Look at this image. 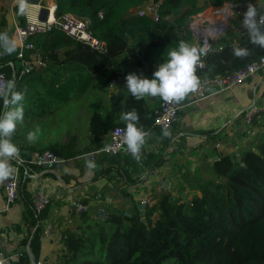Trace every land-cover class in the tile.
Wrapping results in <instances>:
<instances>
[{
  "label": "trees",
  "instance_id": "16d2710c",
  "mask_svg": "<svg viewBox=\"0 0 264 264\" xmlns=\"http://www.w3.org/2000/svg\"><path fill=\"white\" fill-rule=\"evenodd\" d=\"M147 1L56 0L57 18L69 12L88 18L93 33L108 43V51L100 53L56 29L33 40L47 66L21 74L17 47L16 52L2 56L0 71L8 81L13 80L16 90L24 92L23 102L39 99L43 108L39 115L53 103L71 99L74 92L82 95L90 89L106 94L111 105L102 119L103 133L117 125L125 126L121 113L135 109L137 126L161 135L154 117L162 99L159 97L155 106L146 97L135 100L125 86L126 75L150 71L167 58V50L179 40L193 45L195 34L190 21L194 15L211 6L244 0H151L157 4L158 18L152 12L137 13ZM17 11L20 23H24V5L19 4ZM100 11L104 12L102 17ZM6 26L5 13H0V32L10 36ZM213 45L204 66L196 67L203 81L264 56V48L249 43L245 31L220 36ZM234 46L248 48V55L234 56ZM47 148L59 151L65 159L71 157L65 145ZM214 153L217 157L209 169L210 176L190 185L194 191L175 195L161 189L151 203H145L144 214L135 199L129 214L125 209L102 205L79 214L73 211L74 223L61 230L55 264H264V134L253 149L239 155L240 160L234 153ZM85 156L95 163L92 181L111 169L103 167L105 155L94 160ZM153 157L151 170L166 160L162 154ZM12 163L16 161L12 159ZM18 165L19 196L28 229L19 262L33 264L42 255L40 222L45 210H35L33 193L28 189L30 171L26 164ZM123 174L132 180L128 172ZM100 208L106 217L98 215Z\"/></svg>",
  "mask_w": 264,
  "mask_h": 264
},
{
  "label": "crops",
  "instance_id": "0c3cea01",
  "mask_svg": "<svg viewBox=\"0 0 264 264\" xmlns=\"http://www.w3.org/2000/svg\"><path fill=\"white\" fill-rule=\"evenodd\" d=\"M43 1L47 5L56 3V0ZM19 4L25 7L26 20L37 17L39 10V5L35 3L0 0V13H5L6 29L14 39L15 27L20 23L17 11ZM239 4L241 5H238L237 11L238 6L234 7L230 2L208 7L201 12L199 18L193 20L191 27L195 34L193 45L199 47V37L202 33L213 35L215 41L220 36L244 32L240 20L247 5L241 2ZM226 7L229 9L224 11ZM26 52L29 56L19 59L18 67L24 68L31 64L32 68L29 70L31 71L47 66V60L42 58L35 45ZM38 56L44 61L42 64L37 62ZM156 66L157 64L141 75L151 77ZM91 91L86 90V99L85 93L79 95L74 92L71 99L53 103L51 108H46L41 115L38 114L43 110L39 99L23 102V121L17 125L11 137L19 149L18 156L24 158V161L19 163L26 164L27 171H30L28 189L33 193V197L38 190L51 197V203L45 209L40 226L42 230L47 224L54 227L51 236L41 235V257H47L52 261H56L61 247V230L74 223L72 208L75 200L86 199L87 202H84L88 204V209L102 205L129 212L128 210L133 208L132 199L140 203L144 200L151 203L155 192L160 188L170 192L177 184L181 192L184 190L182 194L190 193L194 191L190 185L205 177L203 173H207V177L210 176L209 169L213 159L217 157L214 152L234 153L239 157L243 151L253 149L259 136L264 134V111L251 123L246 124L242 121L245 111L252 104H264L263 66L243 83L230 89L219 91L211 84L208 92L200 97L193 96L190 92L186 97H190L192 102L182 104L178 119L167 131V135H164V132L161 135L150 133L141 147L139 160L126 152L116 156L105 155L103 167L111 169L104 176L92 181L95 171L86 167L85 154L106 142L109 132L103 133L101 124L105 112L111 105L109 99H89L87 95ZM145 97L152 106L160 102L159 97ZM77 99L82 105L75 116H78V123L85 122L86 130L74 132L72 122L65 131L57 134V129L53 130L52 127L64 122V115L60 116L59 113L63 112L67 102ZM36 128H39L37 140L28 141L26 138L28 131ZM63 145L70 153H82L81 157L75 159L70 157L66 159L63 167L55 168L33 167V164L27 162L31 157L51 150L47 148L49 146L61 148ZM53 152L61 155L59 151ZM154 154H162L166 160L158 168L151 170ZM9 163L13 167L12 159ZM124 171L131 175L134 182L127 180ZM7 178L0 179V259L10 258L13 264H20V252L25 245L23 242L27 238L28 229L24 222V205L20 196L17 202L8 205L6 203L4 185ZM166 179L169 183L167 188H164L163 183Z\"/></svg>",
  "mask_w": 264,
  "mask_h": 264
},
{
  "label": "built area",
  "instance_id": "2783aa9c",
  "mask_svg": "<svg viewBox=\"0 0 264 264\" xmlns=\"http://www.w3.org/2000/svg\"><path fill=\"white\" fill-rule=\"evenodd\" d=\"M39 1L40 6H47L49 8V15L46 20H39L37 17L33 19H28L24 23H19L16 25L14 30V37L18 44L17 57L19 59H25L26 51L34 47V38L41 36L46 33H51L54 30H59L66 36L80 41L84 44L89 45L92 49L100 52L106 53L108 51V43L96 36L91 27L90 20L88 18L79 17L73 13H65L60 17H56L55 12L57 10V4H45L43 0ZM157 4L152 3L149 6L139 7L137 13L140 15L152 12L155 14V18H158L156 12ZM103 11L99 12V16L102 17ZM199 46L206 45V54L200 58L199 68L204 66L205 56L211 52L214 48V37L213 35H207L202 33L200 35ZM3 54H0V62L2 60ZM37 62L42 64L44 61L40 56L37 57ZM264 66V56L251 61L238 69L217 75L213 79L208 81L200 80V84L197 89L192 91L193 96H200L210 89V85L214 84L219 91H224L234 87L237 84L243 83L250 75L257 72ZM32 68V65L25 66L21 70V74L28 72ZM8 81L7 76L4 71H0V88H2ZM198 96V97H200ZM182 104L179 101H161L160 106L155 110L154 125L162 132L168 131L175 121L178 119ZM262 111H264V104H252L244 113L242 121L246 124L251 123L253 119L258 116ZM125 126L117 125L113 127L109 133L106 142L100 144L97 148L86 153L91 159H95L100 155L116 156L122 152L130 153L126 150V145L123 144ZM146 135L145 138L149 136V131L142 129ZM16 163L13 165L14 173L6 179L4 185V191L6 195V203L11 204L17 202L19 199V179H20V167L18 163L24 161L21 156L15 157ZM66 159L51 151L45 150L38 155L31 157L27 162L33 165H44L45 163H64ZM98 199V196L95 197ZM51 203V197L42 190H38L34 194V207L37 212L44 211L47 206ZM146 203V200L143 201ZM75 213L79 214L88 209V204L84 201L75 200L73 202V208ZM104 217H106V212L103 208L99 211ZM54 227L52 224H47L45 229L42 230V236H51L53 234ZM0 264H13L10 258L0 259ZM33 264H55L54 261L47 257H40L34 261Z\"/></svg>",
  "mask_w": 264,
  "mask_h": 264
},
{
  "label": "clouds",
  "instance_id": "9594fccd",
  "mask_svg": "<svg viewBox=\"0 0 264 264\" xmlns=\"http://www.w3.org/2000/svg\"><path fill=\"white\" fill-rule=\"evenodd\" d=\"M241 26L247 33L249 43L264 48V9L249 2L242 13ZM17 41L7 32H0V54L11 55L17 51ZM249 49L233 47V55L243 57ZM206 54V45L199 47L179 40L174 47L167 50V58L159 62L151 77L129 72L125 77V86L132 98L141 100L145 96L160 97L164 101H180L200 84L196 67L200 58ZM24 92L16 90L13 81H7L0 88V179L14 173L9 161L18 155L19 149L11 137L24 118ZM125 122L123 144L131 155L139 160L140 150L145 143L146 133L137 126L138 114L135 109L121 113ZM39 128L29 130L27 140L35 142ZM167 131L164 135H167ZM86 167H95L94 161L85 160Z\"/></svg>",
  "mask_w": 264,
  "mask_h": 264
},
{
  "label": "rangeland",
  "instance_id": "374dc122",
  "mask_svg": "<svg viewBox=\"0 0 264 264\" xmlns=\"http://www.w3.org/2000/svg\"><path fill=\"white\" fill-rule=\"evenodd\" d=\"M249 2L257 4L258 7H260L261 9H264V0H244V1H241V3H245L246 5H248ZM151 4H152V1L149 0V1L145 2L141 7L149 6ZM232 4H233L234 7L235 6L237 7L238 5H241V4H239V2H235V3L232 2ZM238 9H239V6L236 8V11ZM200 13H198L197 15H194L192 17V19L190 21L191 27L193 25V20H197V18H199ZM84 96H85V99H86V93L84 94ZM87 97H89V99H108V96L106 94L98 93V92H95V91L89 92V95H87ZM79 99H81V98H79ZM79 99H77L75 101L67 102L66 105L63 108V112L59 113L60 116L64 115V122L63 123L59 122L58 125L52 127L53 130L57 129L56 130L57 134L65 131L66 127H68V125L70 126V124H72V122L74 123V129H73L74 132L86 130L85 122L83 121L82 123H78V121H77V117L78 116H75L76 113L79 111L81 105H82V102ZM24 128H26V127H24ZM83 145L85 146L86 144L83 143ZM69 155H71V157H73L75 159V158L81 157L82 153L79 154V153H72V152L70 153L69 152ZM203 174L205 175V177L208 176L207 173H203ZM188 177H191V176L188 175ZM161 189L162 188L157 190L155 192V194H157ZM180 190L181 189L179 188V185L176 184L174 186V188L172 189V191H170V192L175 194V195H185V193L182 194V192Z\"/></svg>",
  "mask_w": 264,
  "mask_h": 264
},
{
  "label": "water",
  "instance_id": "95a60500",
  "mask_svg": "<svg viewBox=\"0 0 264 264\" xmlns=\"http://www.w3.org/2000/svg\"><path fill=\"white\" fill-rule=\"evenodd\" d=\"M19 1H22V2H30V3H35V4H38L39 5V1L38 0H19ZM49 13H50V11H49V8L47 6H40L39 7V10H38V16H37V18L39 20H46L47 17H48V15H49ZM9 81H13V80H9ZM198 96H200V94ZM179 102L181 104H183V103H191L192 102V99L190 97H185L182 100H180ZM238 160H240V157H238ZM64 164L65 163H59V164H55V163H52V164L45 163L44 166L45 167L55 168V167H63ZM168 183H169V181H168V179H166L164 181V183H163V187L164 188H167ZM144 207H145V203H140L138 205V208L140 209V213L141 214H144ZM126 214H129V213L126 212ZM100 216L102 217L101 214H100Z\"/></svg>",
  "mask_w": 264,
  "mask_h": 264
},
{
  "label": "bare ground",
  "instance_id": "6f19581e",
  "mask_svg": "<svg viewBox=\"0 0 264 264\" xmlns=\"http://www.w3.org/2000/svg\"><path fill=\"white\" fill-rule=\"evenodd\" d=\"M229 8L228 7H226V8H224V11H227Z\"/></svg>",
  "mask_w": 264,
  "mask_h": 264
}]
</instances>
